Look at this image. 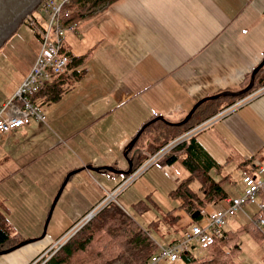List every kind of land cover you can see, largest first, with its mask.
Instances as JSON below:
<instances>
[{
  "label": "crops",
  "instance_id": "obj_1",
  "mask_svg": "<svg viewBox=\"0 0 264 264\" xmlns=\"http://www.w3.org/2000/svg\"><path fill=\"white\" fill-rule=\"evenodd\" d=\"M74 24L75 31L65 34L62 48L64 54L84 57L82 65L71 68V72L78 71L80 76L61 79L67 80V84L58 102L45 103L40 98L37 105L46 116L44 122L32 121L11 135L0 134V206H5L7 193H23L29 186L35 188L33 194L40 195L42 201L44 192L49 201L53 199L50 194L57 182H50L51 189H44L43 183L50 174L41 167L49 154L35 155L44 143L49 149L67 146L65 152L80 151L76 166L61 155L72 170L91 165L127 171L129 160L125 149L150 118L161 116L177 123L202 99L242 90L264 57V0H112ZM26 74L27 77L29 73ZM25 78L6 95L0 108L13 100ZM228 98L208 101L215 103H208L205 109L213 104L217 109H225ZM61 104L66 110L48 118L52 123L48 129L45 112L50 113L51 109L45 106L53 108ZM15 105L20 103L15 101ZM10 112L16 113L18 109ZM156 136L157 132L149 139L147 148ZM195 137L207 153L209 163L214 161L211 173L219 181L224 180V186L229 182L227 178L235 179L233 184H241L238 190L241 194L242 176L256 174L257 168L264 164V94L219 117ZM147 148L140 150L143 155L147 154ZM177 156L179 160L175 163L158 169L167 172L168 178L179 186L191 174L184 166H177L178 162L182 164L184 153ZM123 158L128 163L127 169L122 164ZM83 172L89 178L101 175L102 180L98 179L102 189L92 193L72 181L67 185L76 205L70 215L72 224L124 181L119 173L86 169ZM39 210V221L43 223L47 212L41 204ZM255 214L246 210V214L237 215L224 232L248 230ZM191 220L193 226L192 218L186 222ZM258 229L264 236V228ZM250 242L255 246H247L248 250L258 251L251 257L258 260L255 263L264 264V239ZM54 244L50 242L44 250L46 245L31 251H15L7 258L11 264H31ZM194 249L197 257L208 255L196 246ZM245 264L252 263L246 259Z\"/></svg>",
  "mask_w": 264,
  "mask_h": 264
},
{
  "label": "rangeland",
  "instance_id": "obj_2",
  "mask_svg": "<svg viewBox=\"0 0 264 264\" xmlns=\"http://www.w3.org/2000/svg\"><path fill=\"white\" fill-rule=\"evenodd\" d=\"M95 10L97 9H94L92 12H94ZM33 13L35 15V18L38 20L40 26L33 28L28 24V22L22 24L26 19H28V16H26L27 15L26 14L24 16L25 19L23 18L24 19L23 22L20 23V26L14 31V34L5 41L2 47H0V103L3 101L6 95H8L10 91L15 89L18 83H20L22 79L26 77L25 74L27 70L29 69L31 70L33 68L35 60L38 57L41 48V42L37 34L43 32L42 28L44 29L48 28L50 18L49 15L42 10V7L39 8L36 7V9L29 12L28 13L29 17ZM65 50L67 51L66 47ZM260 80L263 82V85L261 87L255 89L253 87L251 91H249L239 99L228 100L229 105L225 107V109H228L233 105L235 106L239 102H244L253 97L260 95L261 92L264 91V70L260 74ZM215 105L216 104L211 105L210 109H202L201 114L200 112L198 113L196 117L197 122L201 117L204 116H206L207 119L205 118L206 120L204 119V121L198 123L197 126H195L196 125L195 124L194 125L195 127L193 126L194 128L192 130L187 131L186 134L184 133L183 136L174 140L177 141L181 139L180 142L172 141L175 143V148L179 144L190 139L191 136L195 137L197 133L210 127L215 120L226 114V113L221 114V112H223L225 109L222 110L217 109ZM51 106L50 105L45 106V109H51L50 113L45 112L47 115V119L49 117L54 116V114L56 115L58 112H63L66 110L64 109V107H62L63 106L62 104L60 106L56 105L53 108H51ZM206 111H208V113H206ZM187 115L183 118L184 120L186 119ZM211 119H214L211 125H209L208 127L202 130L201 128H199L200 125L208 122ZM182 120L180 122H182ZM46 122H47L46 127H48L49 129L52 123L49 119ZM168 122L172 124L180 123V122L173 123L170 121ZM162 127L163 126L161 125L156 127L157 128L156 130L161 133V135L156 136V139L161 137V138H165L166 140L167 139L166 136L162 134ZM154 136H155L154 131H145L140 137L139 141L137 142L136 150L147 148L149 139L154 138ZM171 136L173 137L174 135ZM65 150H68L67 146H63L58 150H56L54 147L49 149L48 145H45L44 143V147L40 148L35 154L37 157H41L49 154L48 160L46 161V159H44V163L42 164L41 167L45 173L50 174L47 178L51 177V179L46 178L45 183H43L44 189L45 188L51 189L50 182L51 183H54V181L57 182L56 188H54V190L50 194L53 199H50L49 201V199L46 196L47 193L44 192L45 199L44 201H42L40 195L33 194L35 192V188H31L30 186L28 187L26 192L22 193L20 191L18 192L11 191L4 196L6 202L4 203L5 204L4 207L0 206V208H2L0 212L4 214L6 218V220L4 221V226H2V229L5 232H7L10 236V242L6 246H9L10 244L13 243L15 244L13 247H15L25 241H31L34 239H39L41 237L44 231V226L49 211L52 207V204L60 188L65 183V180L67 179L68 175L73 171H76V170H72L71 169L72 167H70L65 161H68L72 163L74 166H76L77 160L80 159L79 158V155L81 154L80 151L77 152L70 150V152H65ZM177 153H180V151H178ZM61 155L64 157L65 161L61 159ZM180 158H182V156H180ZM122 161H123L122 164L127 169L128 163L126 159L123 158ZM162 161L156 164L155 165L156 167H152L144 174H142L134 183H132L127 188L128 190L126 189L127 191L125 190L121 195L116 196L115 199L108 197L107 194H105L103 199L99 203H97L92 209H90L82 217L76 220V222H74L73 224H72L73 219H70V215L74 212L76 205L74 202V196L69 195V191H67L69 186L68 187L66 186L67 188L65 187L66 188L65 192L63 191L62 196L60 197V200L54 210L53 217L49 223L47 236L42 240H35L32 243H29L16 251L25 252V251L36 250L46 245L42 249L44 250L48 246L47 244H49L50 242L55 243L53 247L48 248L45 252L41 253L31 263V264H41V262L44 259L55 253L60 248V246L66 243L75 233H77L82 227L87 225L88 222L94 219L101 212L95 208L100 203L105 202V207L109 204L117 205L138 226H140L145 231V233L150 238L153 239L152 241L155 242L153 243L154 246L158 249L156 252L157 254L160 246L170 245L169 243L173 244V242L177 239L178 235H182L183 233H185L187 230V226L189 224H190L189 229L191 230L193 226L201 218L202 213L207 210V208L211 207L214 210L225 208L227 207L229 199H233L240 196L244 191V184H243L242 193L240 194L238 190L240 189L241 184L237 183L234 185L233 183L236 182V180L233 179L232 177L227 178L229 182H227V184L224 186V189L227 191L228 194V198L226 199L227 204L224 202V200L217 199L216 203L209 204L204 210L199 211L200 212L199 216L196 219H194L193 215L198 211V209L195 210L196 212L192 215V213H190L189 207L198 208L197 203L194 202L191 206H186V204H184V201L182 199H177V197L173 193L178 189L179 186L177 183L175 184V182L172 179H169L170 176L167 172L165 171L162 172L159 170V169H163V167L167 165L166 163H162ZM177 166L184 168L180 162H178ZM70 169L72 171H70ZM210 174L215 182H219V179L215 175H213L212 173ZM210 174L208 172L203 180L209 179ZM247 174L255 175V173H246L243 176ZM85 175L86 174H84L83 171L73 175L70 178L68 184L72 181L79 185L86 186V188L89 189L92 193L100 192L99 189H102V187L99 179L102 180V176L99 174H94L95 177L89 178ZM120 177L122 180H125L129 176L121 175ZM198 181H199L198 184L196 182H192L190 184V187L195 191L198 198H203L205 194L200 190L201 186L203 185V181L200 180ZM102 183L104 186L103 181ZM114 189L111 190V192L114 191ZM32 198L36 200L35 203H33ZM259 198H260V194H259ZM40 204L43 205L44 209L47 212L46 213L47 215L43 223H40L39 221L41 219V211L39 210ZM246 210L251 215L255 214V212L257 211V213L255 214L257 215L255 217V219H257L256 222L257 226L256 225L255 226L256 228L257 227L259 228L258 220L260 219L261 215L264 218V210L261 211L260 213L256 206L247 205L244 207V210L239 212V214H246ZM92 211H94V216L92 217L91 220L87 221V218L89 214L92 213ZM188 218H192L193 220H195L193 226L191 225L192 220L189 221L188 223L186 222V219ZM66 234H68L66 240L60 242V240H62ZM244 234L248 235L249 237L244 236ZM250 239H252V241L256 243V241L259 242V240L263 241L264 236L262 235V233L257 232L253 226L249 227L248 230L244 229V231L241 233L239 240V246L241 247V250L237 252L233 262H237L238 264V262L243 261L241 264H245V261L247 259V263L257 264L255 262H258V260L254 259L255 257L253 256H252L253 258L251 257L252 253L255 250L251 252L252 249L250 248L248 250L247 248V246L248 247L255 246L253 243L250 242ZM195 246L197 247V245L193 244L194 248ZM189 252H195V249H192ZM156 254H154L153 256H155ZM7 255L0 256V264H11V262L7 258ZM159 264H170V263L162 261ZM173 264H180V263L175 262Z\"/></svg>",
  "mask_w": 264,
  "mask_h": 264
},
{
  "label": "trees",
  "instance_id": "obj_3",
  "mask_svg": "<svg viewBox=\"0 0 264 264\" xmlns=\"http://www.w3.org/2000/svg\"><path fill=\"white\" fill-rule=\"evenodd\" d=\"M111 1L112 0H72L71 3L66 6V8L71 11V15L62 18V25L65 28L75 25V22L84 18L94 9L105 6ZM45 2L46 0H42V4ZM34 20L35 22L32 24ZM26 22L33 28L40 26L34 13L30 17L28 16V19L22 24ZM42 30L44 31L45 29L42 28ZM37 36L41 40V33L37 34ZM62 51L64 54V50ZM65 56L68 57L70 61L69 72L59 75L56 77L58 78L56 82L54 80L52 84L43 87L34 95L33 101L36 104L41 103L40 98H42L45 103L58 102L62 98L67 84V80L61 79H67L71 76H73L72 78L80 76V72H71V68L82 65L84 57H73L70 54H65ZM263 70L264 68L261 69L255 77L254 89L263 85V82L260 80V74ZM252 73H250L243 89L250 84ZM241 97L242 96L229 97L228 100H236ZM37 100H39V102ZM208 103L215 102H206L202 104L190 121L185 125L172 126L164 121H158L147 127L145 131H155L158 135H161V133L156 130V127L159 125L165 127H162V134L165 135L167 139L165 140V138L159 137L155 139L154 143L151 142L147 148L146 155H143L140 150H136V144L127 156V159L133 164L131 175L135 173L145 161H149L152 157L156 156L166 145L180 138L184 133L186 134L187 131L192 130L198 123L204 121L205 118L207 119V117L204 116L197 122L196 117L199 112L200 114L202 113V109H205ZM206 113H208V111H206ZM156 117L150 118L143 126ZM171 135L174 136L172 137ZM127 150L128 147H126L125 153ZM178 151L184 153L185 156L181 159V162L191 175L180 183L178 189L173 194L177 199H182L186 206H191L194 202L197 203L198 208L189 207L192 215L196 212L195 210L198 209V211H202L207 205L216 203L217 199L226 200L228 198L227 191L224 189V180L215 182L212 179L210 173L215 167L214 161L211 160L212 163H209V159L207 158L208 155L197 142L196 137L191 136L190 139L179 144L164 158L162 163H166L167 165L175 163L179 160L177 156ZM140 153L143 156H141ZM129 168L127 170H129ZM208 172L210 174L209 179L203 180ZM198 180L203 181V185L200 188L205 194L203 198H198L195 191L190 187L192 182ZM260 198L264 203V190L260 192ZM256 216L257 215L254 216V221L251 223L255 230L257 229ZM5 220L4 214L0 212V251L7 250L15 245L12 243L6 246L10 242V236L2 229ZM241 233L242 231L235 233L224 232L223 236L216 238L214 243L209 247L206 257L198 258L194 252H187L181 254L177 262L180 264H235L233 260L237 252L241 250L239 246ZM152 240L153 239L124 213L121 208L115 204H109L102 209L94 219L88 222L87 225L82 227L66 243L60 246L55 253L44 259L41 264H145L158 250L154 246L155 242Z\"/></svg>",
  "mask_w": 264,
  "mask_h": 264
},
{
  "label": "built area",
  "instance_id": "obj_4",
  "mask_svg": "<svg viewBox=\"0 0 264 264\" xmlns=\"http://www.w3.org/2000/svg\"><path fill=\"white\" fill-rule=\"evenodd\" d=\"M69 1L70 0H51L44 6V10L50 15V25L48 31L43 36L42 52L31 73L22 82L15 97L22 102L24 109H21L17 116H10L7 109L8 105L4 108H0V134L8 135L14 129L23 125H29L32 121L44 122L46 120V116L42 110L32 103L31 96L38 92L45 82L49 80V69H53L55 73H59L63 71L67 65V60L65 58H60L58 51L61 41L60 36L63 32L61 27L62 6ZM262 94H264V91L261 92L260 95ZM244 102H239L226 113L234 110ZM213 120L214 119H211L200 125L199 128L202 130L208 127L212 124ZM180 140L181 139L174 142H180ZM174 142L166 145L151 160L145 161L135 173L125 179L114 191L108 192L107 196L115 199L116 196L121 195L148 169L164 160L175 148ZM242 182L244 184V191L240 196L229 199L227 207L225 208L204 211L201 218L191 230L186 231L183 237L175 243L167 246H160L158 253L146 264H159L162 261L173 264L179 261L182 253H187L194 249L193 244L197 245L201 252H208L209 247L214 243L215 239L223 235L224 229L227 227L228 223L234 219L239 212L244 210L245 206L254 205L261 213V211L264 210V205L260 201L259 194L264 190V164L258 168L255 175L247 174L243 176ZM103 208H105V202L100 203L95 209L101 211ZM94 211L89 214L87 221L92 219ZM258 225L261 229L264 227V218L262 215L258 220ZM67 235L63 240H66Z\"/></svg>",
  "mask_w": 264,
  "mask_h": 264
},
{
  "label": "water",
  "instance_id": "obj_5",
  "mask_svg": "<svg viewBox=\"0 0 264 264\" xmlns=\"http://www.w3.org/2000/svg\"><path fill=\"white\" fill-rule=\"evenodd\" d=\"M41 0H0V47L3 46V44L5 43V41L11 37L14 33V31L18 28V26L20 25V23L22 22L24 16L26 14H28L29 12H31L36 6L37 4L40 2ZM264 67V60L258 65V67L253 71L252 73V77H251V82L250 84L243 90H240L238 92H225V93H221L219 95L213 96V97H208V98H204L201 101H199L194 107L193 109L188 113L186 119L180 123L177 124H172L169 123L167 120H165L163 117H156L155 119H153L151 122L147 123L146 125H144L142 127V129L138 132V134L136 135V137L131 141L128 150L125 153V157L128 156V154L133 150L134 146L137 144V142L139 141L140 137L142 136V134L145 132L146 128L149 127L150 125L158 122V121H164L166 123H168L169 125H184L187 122H189V120L192 118V116L194 115V113L197 111V109L204 103L211 101V100H217L222 96H229V97H240L245 95L246 93H248L249 91H251L254 87V83H255V77L256 75L260 72V70ZM129 170L128 171H119L116 170L112 167H101V168H95L91 165L86 166L85 168L73 171L72 173H70L67 177V179L65 180V183L63 184V186L60 188L53 204L52 207L49 211L45 226H44V231L40 237V240H42L43 238H45L47 236V231H48V227H49V223L53 217V213L54 210L60 200V197L62 196V193L65 189V187L67 186L70 178L79 173L82 172L84 169L90 171V172H99V171H103V170H107L110 171L112 173H119L122 175H129L132 170H133V164L132 162L129 160ZM200 212L197 211L194 215L193 218L196 219L199 216ZM38 240V239H34L31 241H25L23 243H21L18 246L12 247L10 249L7 250H3L0 251V256L3 255H7L10 254L18 249H20L21 247L32 243L33 241Z\"/></svg>",
  "mask_w": 264,
  "mask_h": 264
},
{
  "label": "bare ground",
  "instance_id": "obj_6",
  "mask_svg": "<svg viewBox=\"0 0 264 264\" xmlns=\"http://www.w3.org/2000/svg\"><path fill=\"white\" fill-rule=\"evenodd\" d=\"M51 0H46V2L44 3V4H42L41 5V3L38 5L37 4V8H39V7H42V10L44 11V12H46L45 10H44V6H46V4L48 3V2H50ZM71 1L72 0H70L69 2H67V3H64L63 4V6H62V14H61V27H62V30H63V32H62V34H61V36H60V43H59V51H58V54H59V57L60 58H65L66 60H67V65L65 66V68L63 69V71H61V72H59V73H55L54 71H53V69H49L48 70V74H49V76H50V78H49V80H47L46 82H45V84L39 89V91L43 88V87H46V86H48V85H50V84H52L53 82H54V80H55V77H58L59 75H62V74H64L65 72H69V59H68V57H66L65 56V54H63V48H62V46H63V42H64V37H65V34L68 32V31H75V26L74 25H72V26H70V27H68V28H65L63 25H62V18L63 17H68V16H70L71 15V11L69 10V9H67L66 8V6L68 5V4H70L71 3ZM41 5V6H40ZM36 7L34 8V9H36ZM33 9V10H34ZM47 13V12H46ZM48 15H49V13H47ZM26 16H29V14H27ZM49 18H50V15H49ZM24 19H25V17H24ZM23 19V20H24ZM22 20V21H23ZM34 22H35V20L33 21V23L32 24H34ZM49 25H50V19H49ZM49 25H48V28H49ZM20 26V25H19ZM18 26V27H19ZM48 28H46L42 33H41V40H40V42H41V48H40V51H39V55H38V58H39V56H40V54H41V52H42V47H43V36H44V34L48 31ZM14 34V33H13ZM38 58H37V60H36V62L38 61ZM35 65H36V63H35ZM34 65V66H35ZM34 66H33V68H34ZM32 68V69H33ZM32 69H31V71H32ZM31 71L29 72V74L31 73ZM29 74L27 75V77L29 76ZM26 77V78H27ZM25 78V79H26ZM38 91V92H39ZM38 92H36L34 95H36ZM17 93H18V91H17ZM16 93V94H17ZM34 95H32L31 96V101H32V103L34 104V105H36L39 109H41V107L39 106V105H37L34 101H33V97H34ZM15 97H16V95H15ZM13 98V100L9 103V104H7L8 105V114L10 115V116H17V115H19V113H20V111H21V109H24V106H23V104H22V102L20 101V100H18L17 98ZM15 101H17V102H19L20 103V105H18V106H16L15 105ZM17 104V103H16ZM7 105H5V106H7ZM4 106V107H5ZM4 107H1V108H4ZM10 109H18V112H10ZM166 120V119H165ZM24 126H26V125H23V126H21V127H19V128H22V127H24ZM19 128H16V129H14L10 134H8V135H11L14 131H16L17 129H19ZM2 135V134H1ZM8 135H6V136H8ZM155 157V156H154ZM153 158V157H152ZM151 158V159H152ZM150 159V160H151ZM128 171V170H127ZM132 173V172H131ZM131 173L129 174V175H131ZM126 176H128V175H126ZM64 239V238H63ZM38 240H40V238L38 239Z\"/></svg>",
  "mask_w": 264,
  "mask_h": 264
},
{
  "label": "flooded vegetation",
  "instance_id": "obj_7",
  "mask_svg": "<svg viewBox=\"0 0 264 264\" xmlns=\"http://www.w3.org/2000/svg\"><path fill=\"white\" fill-rule=\"evenodd\" d=\"M41 2H42V0H41L39 3H41ZM39 3H38V4H39ZM41 4H42V3H41Z\"/></svg>",
  "mask_w": 264,
  "mask_h": 264
}]
</instances>
